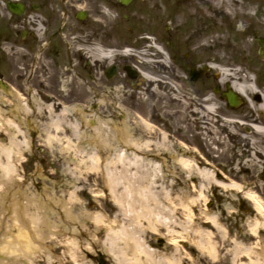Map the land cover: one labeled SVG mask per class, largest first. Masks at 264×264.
<instances>
[{
	"label": "rangeland",
	"instance_id": "obj_1",
	"mask_svg": "<svg viewBox=\"0 0 264 264\" xmlns=\"http://www.w3.org/2000/svg\"><path fill=\"white\" fill-rule=\"evenodd\" d=\"M158 8V24L156 30H154L151 27L152 25L146 21V17L144 15L141 16V24L125 23L121 25V28L119 27L117 29V33H119V35L117 37L115 36L111 42V46L114 48L112 51L114 59L110 61L118 64L117 72L112 79L113 88L110 86L111 82L109 83V86H107V78L104 76V69L110 64L109 61L105 64L108 58L102 60L101 58L94 59L97 57V55L94 54L96 53L94 51L91 55L85 56V60H90V65L87 64L84 59H80L79 62L77 60L79 65L78 68L75 66L74 71L76 70V72L83 74L85 78L89 77L86 82L87 84H91L90 86L95 89L94 92L96 94L94 93L95 96L93 97L92 92L86 90L87 87H85L81 81L77 82V80H72L71 84L68 83V87H65L66 91H64L68 92V95H63V91H61L60 88H57L60 84L56 83L55 80H57V77L61 78L60 75L64 68L63 64L66 65L65 63H69L68 56L66 55L63 57L67 50L63 53L62 48L63 46L71 45L73 42L70 41L72 40L71 37H66L64 38V41L60 42V47H58L59 52L57 48V53L50 54L46 57L47 60L45 70L38 69V71L35 70L33 74L28 71L30 55L26 52V50L21 47L14 48V45L11 46L9 43L5 42L4 39L0 55V78L10 82V78L12 76L11 71L24 76L27 80L25 79L23 84H19V91H17V94L27 100H30L34 104V107L38 111H41L37 113L33 122V125H37L34 127L38 128V132L33 129L28 130L27 128V133L16 134L12 136V138H8L10 131L0 129L2 130L0 132V147H9L11 145L14 147V153L12 154L10 160H8L9 163L13 164V170L10 171V173H13V176L12 174L7 176L8 171L2 170L0 167V260H9L13 258L12 255L5 256L1 251V248L2 246L5 247V243L6 245L9 242L12 243L18 230L16 226L17 224L12 218L13 214L7 210V206L9 207L12 205V209H14V207L18 205V201L25 203L28 198L36 200L42 198L44 195H47V198H51L52 200H58V195H64V198L66 199L69 190L76 187L79 189L77 196L82 200V202L78 204L80 207H77L72 212L77 214L75 219L79 224H82V230L88 232L89 234L90 232L93 233L94 238H97L98 240L106 237L105 230L109 231L115 229L117 231V244H123V240L126 235L119 231L122 227L126 231H132L133 236L140 232L137 235L139 240L150 245L158 254L165 253V251L168 253L176 251L178 253L176 256H178L181 260L186 261V254L188 252L193 253V257L190 260H187V264L248 263V258L245 256H241L239 259L234 260L233 245L236 240H242L247 246H251L254 242V239L249 232V223H252L254 219L253 202L248 198L240 196V193L239 198L238 196L231 195L230 190H224V188L215 185L211 178L204 180L198 177L196 173H193L192 178H189V176H186V173L182 171V168L173 160V156L185 158L192 157L200 162V166L204 165L210 168H216L217 171H222L227 177L234 178L241 184H249L255 177L250 168L242 165L248 155L244 154L243 151H236L229 143L233 140L226 137L225 141V136L222 137L219 130L216 128L220 121L218 119V115H221L219 113L220 108L218 106V96L216 93H213L212 90L213 85L218 83L216 78H214L216 77L215 75L217 70L211 69V78L206 80L207 85L209 86L207 89L210 97V100L207 102L210 106H212V111L206 110V115H208V117L206 116L208 119V123L206 124L211 132H208V135L201 136L194 129H192L190 123L191 120L189 121V107H187L185 112L186 107L183 108L181 105L182 103L186 106V100L189 98L181 93L183 91H185L186 94L194 93V91L202 87L204 81L200 80L197 82L187 78L188 68H182L181 63L188 58L184 56V53L189 52L190 49L188 44L184 41L185 39H188L189 34L192 31L198 29V22L194 20L187 24L184 22L181 15H167L164 12L166 10H171L172 8L163 6ZM185 8V6H181L179 9ZM118 14L119 11L114 9L113 16L111 15L115 24L116 22H120ZM166 26H169L170 29L166 30ZM208 28L210 31L214 29L219 32L221 40L224 38L223 30L225 27L223 24L215 23L205 26L202 34L195 36L194 38H190L189 43L192 46H196L199 43L204 45L207 44V46H213V49L207 48L206 53L202 54V56H189L190 58L207 61V57L210 56L208 55L210 51L211 55L215 58L219 59L221 57L218 47L219 40H213V36L218 35H214L213 32H211L212 35H210L208 33ZM170 34H172V36H169ZM149 35H151L156 42H159L165 47L164 52L161 54L166 56V63H161L156 60H149L150 62L144 63L146 61L142 60L143 58H140V54H138V52H136L135 55L120 53L121 48L126 44L136 46L138 49L142 50L147 44H150L149 42L142 40V37ZM2 36L3 38L7 37L4 25L2 26ZM13 48L16 49V51H13ZM76 50L77 47L74 51H72L74 55ZM156 56L157 54H151L150 58H156ZM52 59H56L58 61L57 69H53L52 66L49 67V63L51 65ZM39 60L42 63L45 62L43 59ZM97 60L99 61L98 64H96ZM127 63L135 64L136 66L143 68L145 67L152 76H158L161 78V82L159 80L148 79L145 81L140 77L132 80L129 79L126 76V72L122 69V66ZM95 73L97 77L95 76ZM212 76L214 77L212 78ZM90 78L93 80L91 81ZM138 79H140L139 87H141V92L136 94L135 92L138 90ZM9 85H12V83L10 82ZM149 85H152L153 88V91L150 90L151 92L149 90H145L149 87ZM10 87L11 86H9V88ZM117 87L121 88V90L116 89ZM172 88L177 89L183 96L178 103L174 104L176 106L171 105L173 102L172 100H174L171 96L176 94ZM11 90L12 92H15L12 87ZM154 93L155 95H153ZM32 94H34L36 98H32ZM57 95L60 97H57ZM139 96H141L143 101L140 100ZM4 98L8 101L12 97L7 95L4 96ZM91 98H97L94 108L97 110V114L103 119L112 118L118 121L124 116L130 125V132L134 138L138 136V133H141V121H146V138H142L143 140L141 143L144 140H149V144L146 145L147 147L142 153L141 151H137L139 154H134L137 160H134L131 156L132 154H129L128 152L126 155H123L118 154V151L104 150L101 152L102 154L99 157L100 161L97 169H90V161L88 158L89 154H87V152L82 153L77 150L76 137H74L73 133L70 131L69 124L75 125L76 122L75 114L71 113L70 115V113H65L63 120H59L57 126H46L51 123L52 119L57 117L61 110L60 108L62 107L61 104L64 106L81 102L86 109H89L87 105L88 100ZM20 99L22 100V98ZM53 99H55V101H60V103H58V106L54 109V111L49 113L48 110L45 109L47 108L48 103H52L50 100L53 101ZM189 103L190 102H188L187 105H189ZM8 106L9 103L0 104V107L4 109L6 114H8L6 111ZM172 107H174V109ZM120 108L123 110L119 112ZM176 109H183V116H186L184 118L185 122L188 124H186V127L185 125L183 126V123H175V120L180 117V111L178 116L174 115ZM125 111L128 112L126 116ZM171 111L174 114L171 113ZM20 115L24 116L22 110L20 111ZM11 122L12 121L9 123L12 127ZM25 125L29 127L28 124L25 123ZM2 126H4V123L0 122V127ZM43 126L48 127L47 130L46 128L44 129ZM83 128L84 126H82V129ZM163 132H165L166 135H163ZM48 134L52 137L51 141L46 140ZM196 146H201V150L199 149L198 151ZM86 147H88L89 150L91 149L90 145H86ZM64 149L69 150L66 151ZM146 155L147 158L143 159V156L146 157ZM119 157L123 160L116 162L117 168L115 170L117 173V179H120L123 182H125L124 179H137L139 178V175L143 173L147 175L148 178H156L154 177V174L158 171L161 172L160 170H162V173L167 171L166 165L162 166V168L155 166L162 161H164L165 164L173 170L174 174H168L164 177L165 179L163 178L166 183L174 182L172 184H168L170 203L176 204L177 210L180 213V209H178V207L182 206L185 203L184 201L194 200L191 207L194 212L192 221H187L184 216V212L179 215L172 216V219H178V221H180L183 225L188 224V222L191 223L194 228H198L203 224L207 225V223L203 222L202 213L204 211H209L210 213L221 211L228 214L226 211V205H230L232 210L238 212V215L229 214L227 215V218L222 216L223 219H221V221L228 224V230L226 231L227 234L224 238L221 232H217L210 225L204 226L208 227V231H210V233H208L209 236L207 234L205 235L209 237V244H211L215 249L214 255L211 256L207 251H199L193 242L190 243L189 238L191 239L194 237L191 232L187 233V238L178 240L177 250H174L176 248L168 244L167 241L169 240L170 242L169 238L171 236H176V231H181L179 228L180 226L177 225L173 227L171 225L172 227H167L165 225H156V227H158L157 232L152 233L148 231L150 224L152 222L155 223V212H152L149 218L137 217L133 221L125 219L119 213L118 207L109 198L107 190L102 189L103 181L101 176L102 169H105V163L110 160H117ZM127 159L131 162V164L125 163ZM5 162V153L0 152V165H5ZM122 162H124V164H122ZM206 162H208V164ZM261 169H264V162L261 163ZM106 170H112V172H114V169L111 167H109V169L107 167ZM2 175L4 176L3 179H1V177H3ZM156 179H154V181H156L154 188L160 189L158 184L161 180ZM262 180L264 181V171ZM192 183L194 184L191 185ZM200 183L202 185L205 184V186L202 187ZM17 187L19 190H16ZM5 188L8 190L11 188L10 193L14 194V198L16 199L20 197L21 200H14L13 198H8L7 200L1 199L2 194L8 193ZM184 191H187V195H184ZM262 196L261 198L264 200V193ZM32 203H36V201H33ZM170 203L165 202L163 204L170 205ZM157 204L158 203L156 201L149 202V206L151 208H155ZM139 205L140 204H137L136 207ZM27 211L28 213L31 211L33 212V208L29 207ZM37 211L38 209L35 210V213L40 217L39 219H42V212L38 213ZM85 211L93 214L100 213L102 215L103 221L99 228H96V225L92 222V220H84L80 216V214ZM59 218L61 217L53 213L48 216L51 229L57 231V229H61L63 227L61 225V219ZM23 219H26V217L24 216ZM108 220L112 222L111 228L107 226ZM33 224L36 223H30L29 221L27 226H23L24 231L26 232V237L28 240L32 241L33 245H35L38 249V255L32 260V263L61 264L60 257L62 258L64 255V250L62 251L63 246H58V239L60 236L55 233L53 234L48 232L43 219L38 225V231L32 228ZM168 228H170V230H168ZM142 229H144V233L141 235ZM39 231L42 232L41 235H38ZM203 231L205 233L207 230ZM65 234L69 235V233ZM124 235L125 237H122ZM158 237H161L162 241H159V239H157ZM196 237L197 235L195 238ZM263 237L264 233L262 238ZM183 242L187 243V245L185 246ZM90 247L92 253L88 252V262H91V264H115L116 261L111 254L106 251H102L98 244L92 242ZM49 254H51V258L48 261L47 259ZM18 259L17 264L26 263L25 259L24 262H22V257Z\"/></svg>",
	"mask_w": 264,
	"mask_h": 264
},
{
	"label": "bare ground",
	"instance_id": "obj_2",
	"mask_svg": "<svg viewBox=\"0 0 264 264\" xmlns=\"http://www.w3.org/2000/svg\"><path fill=\"white\" fill-rule=\"evenodd\" d=\"M218 4L219 0H212V6L215 11L218 10ZM142 40L150 43L138 52V54H140V58H143L142 60L146 61L144 63L154 60L161 63H166V56L161 54L165 48L164 46H162L161 44L153 43L154 41L149 37H145V39ZM71 45H73V42L71 43ZM95 49L97 58L105 59L110 58L113 55V50H110L108 48L107 50L99 47H96ZM120 53L131 55L130 51L127 48H123ZM151 54H157L156 58H150ZM214 60L215 59L213 57L210 58V61ZM208 64L214 70H218L216 68L217 65H215L214 62H208ZM33 67L31 68L32 71ZM137 68L141 73L140 78L145 81L147 79L159 81L162 80L158 76H152L145 67L143 68L138 66ZM220 73L221 75H223L224 78H227L229 76L231 77V74L224 69H222ZM70 81H72V79L69 77L68 83ZM68 83L67 79L63 80L62 87L65 88ZM139 85L140 82L138 81V90L135 92L136 94L141 92V87H139ZM236 88L242 90L243 86L239 84ZM116 89L121 90V88L119 87H117ZM172 89L176 92V94L171 96V98L178 101L181 100L180 98L182 97V95L179 93V91L175 88ZM145 90L153 91V88L149 85V87ZM7 95L12 97L8 101H6V99L4 98V96ZM153 95H155V93ZM20 98H22V100ZM32 98H36L34 94H32ZM139 98L141 101H143V99H141V96H139ZM209 100L210 97L207 98V101ZM95 101L97 102V98L96 100L91 99L89 101L91 108H89L88 110L81 103L63 106L57 117L55 119H52L51 123L47 124L46 126H57L58 121L61 119L63 120L65 113H70L71 111L74 112V114L76 115V122L75 125L69 124L70 131L73 133L74 137H76L77 150L81 151L82 153L87 152V154H89L88 158L90 161V169H97L100 161L99 157L102 154L101 152H103L104 150L118 151V154L123 155H126L128 152L129 154H132L131 156L134 160H137L134 154H139L137 151H141L142 153L147 147L146 145L149 144V140H144L141 143V141L143 140L142 138H146V121H141V133H138V136L134 138L132 137L130 132V125L124 116L118 121L112 118L103 119L100 115L97 114V110L94 108ZM1 103H9V106L6 110L8 114H6L4 112V109L0 107V122L4 123V126L0 127V129H6L10 131L8 138H12V136L16 134L27 133V128L28 130L33 129L34 131L38 132V128L34 127L37 125H33V122L35 116L41 110L38 111L30 100L19 96L15 92H12L9 87L4 86L2 84L0 87V104ZM181 105L183 106V108L186 107V112L187 107H189V105H187V103L186 106L182 103ZM57 106L58 103L54 101L52 103H48L47 108L45 110H48V112L51 113ZM205 109L207 111H212V106L208 104L207 106H205ZM21 110L23 111L24 116L20 115ZM122 110L123 109L120 108L119 112ZM179 111L180 117L175 120V123H183V126L185 125L186 127L187 123L185 122L184 118L186 116H183V109H176L175 114L172 111L171 113H173L175 116H178ZM127 113L128 112L125 111V116L127 115ZM10 121H12V127L9 123ZM25 123L28 124L29 127H27ZM82 126H84L83 129ZM254 127L255 137L253 138L252 142L254 145L253 152L247 158H245L244 164H242L243 166L250 168L253 174L255 175L254 180H251L249 184H241L240 182H237L236 179L227 177L226 174L222 171H217L216 168H210L204 165L200 166V162L192 157L185 158L173 156L174 162L182 168V171H184L186 173V176H189V178H192L193 173H196L198 177L204 180L211 178L215 185L224 188V190H230L231 195L238 196L239 198L240 193V196L248 198L253 202L254 219L252 223H249V232L250 235L253 237L254 242L251 246H247L242 240L234 241V260L239 259V257L241 256H245L248 258V263L238 262V264H264V237L262 238L264 233V200H262L261 198L262 194L264 193V181L262 180L264 169H261V163L264 162V142L262 141V138L259 137L261 135L264 136V127L259 125H255ZM43 128H46L47 130L48 127L43 126ZM2 130H0V132ZM164 134L165 132H163V135ZM51 139V135L48 134L46 140L51 141ZM86 145H90L91 149L89 150ZM13 148L14 147L12 145L9 147H0V152H4L6 158L5 165L1 164L0 167L2 170L8 171L7 176H10L11 174L13 176V173H10V171L13 170V164L8 162V160H10L12 154L14 153ZM64 150L67 151L69 149ZM144 158H147V155L146 157L143 156V159ZM122 160L123 159L119 157L117 160L107 161L105 163V169H102L101 173L103 181L102 189L107 190L109 198L118 207L119 213L125 219L133 221L137 217L149 218L152 212H155V223L152 222L150 224L148 231L152 233L157 232L158 227H156V225H165L167 227L171 225L173 227L177 225L180 226L179 228L181 229V231H176L177 233L174 231L176 236L174 235L169 238V244L176 248L174 250H177L178 240H183V238H187V233L191 232L194 237L191 239L189 238L190 243L193 242L197 246L199 251H207L211 256L214 255L215 249L211 244H209L208 239V233H210V231H208V227L204 226L210 225L217 232H221L224 238L227 234L226 231L228 230V224L221 221V219H223L222 216L227 218V215H238V212L232 210L230 205H226V211L228 212V214L223 213L221 211L213 213H210L209 211H204L202 213V219L204 223H207V225L203 224L202 226H200L201 228H194L192 227L191 223H189L193 220L194 217V212L191 208L194 200H187L184 201L185 203L182 206L178 207V209H180V213L184 212V216L187 221L190 220L188 224L183 225L180 223V221H178V219H172V216L180 214L177 210L176 204L170 203V197L168 195V184H172L174 182L166 183L165 180H163V178L168 174H174L173 170L167 164H165L164 161L155 165L160 168L166 165L167 168V171H165V173H162V170H160L161 172L158 171L159 173L157 172L154 174V177L161 180V182H159L158 184V186H160V189H155L154 186L156 181H154V179L156 178H148L147 175H145L144 173L139 175V178L137 179H124L125 182L120 179H117V173L115 170L117 168L116 162ZM125 163L131 164L128 159ZM206 163L208 164V162ZM122 164H124V162H122ZM107 167L108 169L109 167L114 169V172H112V170L107 171ZM3 178L4 176L1 177V179ZM14 183L17 184L16 182ZM201 183L200 185L202 187L205 186V184L202 185ZM193 184L194 183H192L191 185ZM5 189L8 193L2 194L1 199L7 200L8 198H13L14 200H21L20 197L16 199L14 198V194L10 193L11 188L9 190L7 188ZM16 190H19V188L17 187ZM78 190L79 189H77L76 187L70 189L66 199L64 198V195H58V200H52L51 198H47V195H44L42 198L36 200L28 198L25 203L18 201V205L14 207V209H12V205L9 207L7 206V210L12 212L13 214L12 218L14 219L13 221L17 224L16 226L18 230L14 236V240L12 241V243L9 242L7 243V245L5 243V247L2 246L1 248V251L5 256L12 255L13 258L9 260H0V263L17 264L19 260L18 258L22 257V262H24V259L26 260L25 264H34L32 263V260L38 255V249L35 247V245H33L32 241L28 240V238L26 237V232L24 231L23 226H27L29 221L30 223H36L32 225V228L38 231V225L40 224V222H42V219L45 223V226H47L46 230H48V232H51L53 234L55 233L60 236L58 239V246H63L62 251L64 250V255L62 256V258L60 257L61 264H91V262H88L87 255L88 252L92 253L90 250V244L92 242L98 244L101 247L100 249L102 251H106L107 253L111 254V256L116 261L115 264H178L180 261H182L178 256H175L176 254H178L176 251H174L171 255L169 254V256L163 253H156V250L154 248H152L147 243L139 240L137 235L140 232H136L137 235L133 236L132 231H126L124 230V228L121 227L119 231L123 232L126 237L125 235L122 236L125 237L123 240L124 242L123 244L119 245L117 244V231L115 229L109 231L105 230L106 237L101 240L94 238L93 233L90 232L89 234L88 232L83 231L81 228L82 224H79L75 219V216L77 214L72 212L77 207H80L78 204L82 202V200L79 199L77 196ZM184 192V195H187V191ZM60 196L63 198H61ZM33 201H36V203H32ZM150 201H156L158 203L155 208H151L149 206ZM165 202H169L170 205L163 204ZM137 204L140 205L136 207ZM29 207L33 208V212H29L30 215L27 211ZM37 209L38 213L42 212V219H39L40 217L35 213V210ZM51 213L57 214L59 217H61L59 219H61V225L63 227L61 229H57V231L50 228L48 216H50ZM23 215L26 217V219H23ZM80 216L84 220H92V222L96 225V228H99L103 221V217L100 213L93 214L88 211H85L84 213H81ZM111 223L112 222L108 220L107 226L109 228H111ZM170 228H168V230H170ZM203 230L207 231H205L204 233ZM41 233L42 232L39 231L38 235H41ZM65 233H69V235ZM143 233L144 229H142L141 235ZM205 234H207L208 236H206ZM196 235L197 237L195 238ZM187 257L191 258L190 256ZM50 258L51 254L48 255L47 260L49 261Z\"/></svg>",
	"mask_w": 264,
	"mask_h": 264
},
{
	"label": "flooded vegetation",
	"instance_id": "obj_3",
	"mask_svg": "<svg viewBox=\"0 0 264 264\" xmlns=\"http://www.w3.org/2000/svg\"><path fill=\"white\" fill-rule=\"evenodd\" d=\"M160 6L172 8L164 12L167 15H181L187 24L194 20L198 22L197 27L199 30L192 31L188 39L184 41L190 47L189 52L184 53V56L188 58L181 63L182 68H188L187 73L199 71L208 62H213L210 61V58L213 57L214 61L218 62L221 70L224 69L231 74V77L227 78H224L221 74L219 76L215 75L218 78L212 76V78L218 80V85L214 84L212 90H217L219 113L221 114L218 115L220 121L216 128L222 137L225 136V141L226 137L233 140L229 143L236 151H243L244 154L249 156L254 148L252 143L255 137L254 126L264 127V0H219L217 11L213 9L212 0H0V55L4 39L11 46L14 45V48H24L30 55L28 71L33 74L35 70H45L46 57L57 53L56 50L60 47V42L64 41L66 37H71L72 40L70 41H73V45L63 46L62 48L63 53L67 50L63 57L67 55L69 63L63 64L61 78L57 77V80H55L56 83L60 84V87L57 86V88L63 91V95H68V92H64L66 88L62 87V84L63 80L66 79L68 83L70 77L72 80H77V82L81 81L87 87L86 90L91 91L92 95L95 96L94 87L86 82L89 77L85 78L83 74L74 71L75 66L78 68L79 65L77 60L78 62L80 59L85 60L86 55L89 56L92 52H96V47L107 50L113 38L119 35L117 29L125 23L141 24L142 15L156 30L158 24L157 12ZM181 6L186 8L179 9ZM114 9L119 11L118 18L120 22H116V24L111 17ZM215 23H221L225 27L222 40L219 32L214 29L210 31L208 28L210 35H212L211 32L218 35L213 36V40H219L218 47L221 57L219 59L215 58L210 51V53L207 52L210 55L207 57V61L190 58L202 56L206 53L207 48L213 49V46L202 43L192 46L189 41L190 38L201 35L205 26ZM3 25L7 34L6 38L2 36ZM165 29L169 30L170 28L166 26ZM169 36H172V34ZM142 38L145 39V37ZM76 47L77 50L74 55L72 51ZM14 48L13 51H16ZM39 59H43L45 62L42 63ZM113 59L112 56L111 60ZM85 61L87 64H91L90 60L86 59ZM98 63L97 60L96 64ZM110 63L115 64V75L118 64L111 61ZM105 64H107V61ZM51 66L53 69H57L58 61L52 59L51 65L49 63V67ZM32 67L33 71L31 70ZM211 69L212 67L209 66L203 76L196 80L197 82L204 81L201 88L194 91V93H181L189 98L185 97L186 102H190L188 112L192 129L201 136L208 135V132H211L206 124L208 123V115H206L205 109L209 97L207 89L209 86L206 80L211 78ZM109 72L110 70L106 67L104 76L107 78V86L111 82L110 86L112 87L114 75L108 78L106 75ZM11 74L10 82L12 85L10 86L15 91H19V84H23L26 78L16 72L11 71ZM126 76L128 77V75ZM90 80L93 79L90 78ZM2 81L6 86L10 84L7 80L0 78V87ZM69 83L71 84L72 81ZM239 84L243 86L242 90L236 88ZM66 87H68V84ZM230 90H233L237 95L235 106L230 105L227 100V93ZM57 97L60 96L57 95ZM54 101L55 99L50 100V102ZM172 101L171 105L176 106L174 104L178 103V100ZM55 102L60 103V101ZM172 108L174 109V107ZM259 137L264 142L263 135ZM196 149L201 150V146H196ZM161 237L157 239L162 241ZM167 243H170L169 240ZM183 244L187 245L185 242ZM163 254L169 256L172 252L165 251ZM187 256L192 258L193 253L188 252L185 256V259L190 260L191 258ZM187 260H182L179 263L187 264Z\"/></svg>",
	"mask_w": 264,
	"mask_h": 264
},
{
	"label": "water",
	"instance_id": "obj_4",
	"mask_svg": "<svg viewBox=\"0 0 264 264\" xmlns=\"http://www.w3.org/2000/svg\"><path fill=\"white\" fill-rule=\"evenodd\" d=\"M126 69H127L128 74H129L131 77H134L133 72H132L130 69H128V68H126ZM201 73H202V72H201ZM190 76H192L193 78H196V77H197V74H196V73H194V74H190ZM234 97H235V95H233L232 92H230V93L228 94V99H229L231 102L234 101Z\"/></svg>",
	"mask_w": 264,
	"mask_h": 264
}]
</instances>
